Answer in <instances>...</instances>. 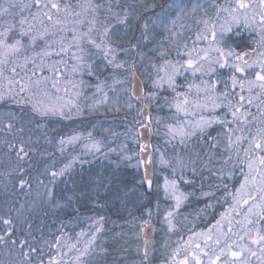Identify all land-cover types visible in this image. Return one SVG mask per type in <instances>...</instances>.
<instances>
[{
    "label": "trees",
    "instance_id": "1",
    "mask_svg": "<svg viewBox=\"0 0 264 264\" xmlns=\"http://www.w3.org/2000/svg\"><path fill=\"white\" fill-rule=\"evenodd\" d=\"M201 1L199 5L202 6L203 11L200 8L196 10L201 17L187 18L186 13L193 9L191 8L183 12V15L180 14L182 24H175L177 13H181L190 5L189 0L180 3V6L175 0H111L113 12L119 13V16L107 12L109 0H92V3L104 6L96 13L97 31L94 36L97 43L101 42L100 34L103 28L108 27L109 35L106 42L116 48V63H123L124 67L118 69L105 67L106 62L102 54L88 46L92 53L89 62L94 63L96 75H88L85 69L73 77L74 80H82L85 84L80 89V95L75 98V103L83 109V114L80 116L73 115L71 119L54 115L42 116L33 112L30 105L18 104L9 97L0 100V264H41V260L43 264H49V260L53 257L55 258L53 264H75L77 252L69 246L77 244L78 248H82L84 242L96 231V227H100L102 231L97 233L95 248L86 258L87 264H167L165 261H160L163 259V254L162 257H158L157 254L155 260L147 262L146 259L143 261V256L138 253L139 248L136 252L133 251L135 242L140 243L139 225L152 218L151 220H154L158 226L155 237L159 236L165 224L161 215L166 214L174 206L168 196L161 194L159 187L151 190L142 179L137 155L141 145L139 127L144 124V120L141 115L142 106L130 92L131 72L135 69L143 81L145 104L148 105L151 118V123L147 122L152 131L151 151L156 167L158 156L169 161L174 158L167 154H172L175 149L188 151L181 144L179 137L172 140L166 133L171 115L177 113L173 106L176 93H186L189 100H195L198 98L196 88L189 90L187 87L189 84L201 85L202 80L211 82V80L227 78L232 73L227 68L220 69L218 65H214L217 69L215 76L201 75L199 72L193 74L191 70L182 68L183 75L175 77L176 87L173 91L166 83L160 87L154 86L153 81L157 73L153 65H162L164 59L173 63L176 61L183 63L188 58L186 54L188 50L208 47L207 41L195 40L196 35L202 32L204 27L203 23L197 24L196 21L204 19L215 21L217 34L215 47L225 52L233 50L236 54L249 52L251 55L247 59L249 58L250 61L256 60L258 54L264 52L262 46L264 42L261 41V35L264 33H261L260 23L254 14L248 10L246 14L249 21L255 19V23L245 26L243 9L236 13L239 17V22L236 23L226 12L221 11L219 16L216 14L213 4L226 7L224 0ZM14 2L27 3L29 0H14ZM53 2L60 5V12L50 8ZM86 2L87 0H41L40 8L33 6L23 11V16L32 23V35L37 37L35 44L30 42L29 36L20 35L18 24L16 30L10 34L8 42L22 40L26 50L21 52V57L31 56L33 52L37 53L38 47H40L39 52L47 49L49 42L66 35L61 31L65 21L67 27L71 29L75 26L72 21L82 18L69 13L82 12L81 6ZM44 4H48L49 7L44 8ZM66 7L67 13L64 11ZM228 7L235 5L229 3ZM11 11L15 14L20 9L14 8ZM37 12H48L52 15V20L43 17L32 21V14ZM15 18L19 19V16ZM3 19H13V17ZM87 19H92L91 13L87 14ZM57 20L61 21L60 25H56ZM24 27L26 29L28 25ZM45 29L48 30L46 40L37 35ZM85 29L86 25L85 28H80L81 31ZM173 33H176L175 37ZM208 35L210 38L211 34ZM68 36L70 39V33ZM55 47L58 50V45ZM161 51L167 53L163 59L160 57ZM218 56L219 53L216 52L213 58ZM60 59V56L53 53L47 58V63L52 64ZM36 62L40 63V60L37 59ZM207 67L208 62L205 61V70ZM27 68L28 74L31 75L32 64L29 63ZM17 71L19 76L24 75L19 68ZM253 71L255 70L248 71L246 77L241 75L240 78H254ZM4 75L10 77L11 73L6 69ZM36 75L46 76L50 73L44 69ZM19 76L16 79H19ZM114 79L120 83L113 84ZM101 81L103 92H97L95 85ZM7 87V80L0 78V91L6 92ZM229 88L231 89L230 84ZM52 91L55 95V91ZM223 91L224 85L219 83L217 93ZM258 91H254L252 95L256 96ZM151 92L156 95L149 100L147 94ZM235 92H240L239 87ZM243 94L245 96L243 111L248 113L246 119L249 124H241L237 121L236 124L230 123L228 127L243 129V133L247 135L249 128L255 132L256 127L264 121V113L261 112V108H264L262 103L264 96L254 99L252 105L248 107L249 94L246 90ZM59 95L65 99L68 96L72 98L71 93L66 94L63 91ZM199 95L203 96V93ZM236 100L238 97L233 98L234 104ZM227 111V108L221 107L214 112L197 110L189 111L188 115L177 113L179 117L176 120L195 121L201 115H215L231 121V115L225 117ZM154 116L158 119L152 118ZM254 116L255 121L252 119ZM177 123L174 122L172 125ZM73 135H78L79 139L73 143L63 145L60 143L61 138L67 140ZM235 135H241V132L236 131ZM209 136L214 140H209ZM185 142L194 148L197 147L198 156H204L199 157L195 164L201 166L202 162L206 161V163L201 167V171L181 174L184 178L187 177V182L183 177V183L179 181L182 185L185 205L175 209L178 215L183 216L178 225L187 232L186 237L190 238L186 241V245H194L195 248L196 245L204 242L203 237L197 234L212 229L213 239L210 244L204 245L205 250L203 249L211 252L217 236L221 232L228 233L229 222L226 219L221 220V214L232 205L233 201L226 193H235L244 179L241 167L244 168V172L248 169L246 164L239 165L235 149L231 152L226 149L227 133L223 125L213 124L205 130L203 136L197 132ZM213 142L217 147H212ZM247 146V141L241 142L240 158H244L243 149ZM21 147L23 151H20ZM208 155L213 157L210 163L207 160ZM228 156H232V159L225 164V158ZM74 157L76 159H73ZM69 162L71 167L62 175L53 178L52 173H59ZM168 165L167 172L170 171L172 162ZM159 169L161 172L162 168ZM221 169L224 172L223 178L220 175ZM172 171L173 169L169 174ZM157 181L154 176L152 182L159 184L160 182ZM223 184H227L228 188L224 189ZM203 192H209L211 196H204ZM154 210L155 214H152ZM246 211L245 206L241 212ZM101 216L104 217L102 224L93 226V221ZM242 218V215L233 214L232 227L235 234L222 237V246L238 240L239 235L243 234L240 225L235 223ZM4 220H9L11 223L5 225ZM218 220L221 221L220 227H213ZM188 225L190 226L187 229ZM81 232L84 235L78 237ZM189 234L192 237L188 236ZM57 237H60L58 247ZM21 241L25 243L22 244ZM244 243L248 244L247 239ZM180 244L183 245V242L180 241ZM250 247L257 255L250 256L245 253L246 264H261L264 253L260 252L257 245ZM189 248L191 247H187L186 250ZM33 249L35 252L32 251ZM195 250L192 249V252L207 264L208 257ZM192 252H188L189 256H192ZM190 259L193 260L191 264H196L195 258ZM224 260H232V258L222 257L221 264ZM236 264L241 262L237 260Z\"/></svg>",
    "mask_w": 264,
    "mask_h": 264
},
{
    "label": "snow or ice",
    "instance_id": "2",
    "mask_svg": "<svg viewBox=\"0 0 264 264\" xmlns=\"http://www.w3.org/2000/svg\"><path fill=\"white\" fill-rule=\"evenodd\" d=\"M41 7V0H29L27 3H17L14 0H0V78L7 80L8 87L7 91H0V100H4L6 97L13 99L18 104H27L31 106L33 112H36L42 116L54 115L60 116L64 119H71L73 115L80 116L83 114V109L75 103V98L80 95V89H82L85 84L84 81L74 80L73 77L77 73H82L85 69L88 72V75L95 76V66L93 62H89V57L92 55L91 48H94L97 53H101L103 60L106 62L105 67L111 66L114 69L124 67L123 63H116L114 48L110 43L106 42V38L109 35V28L104 27L103 32L100 34V43H97V40L94 36V33L97 31V11L104 7L100 4L92 3V0H87V2L82 5V12L69 13L70 15L76 17H82L75 19L72 23L75 25L71 29L67 27V21L64 22V26L61 28L66 35L61 36L58 40H54L48 43L47 49H42L41 52H33L31 56L24 55L21 57V52L25 51V45L22 43V40L16 39L12 43L8 42L10 34L16 30L17 24L19 25L20 35L29 36L30 42L34 45L36 41V36L32 35V23L28 20L27 17L23 16V11L25 9H30L31 7ZM118 6V5H117ZM259 7V23L260 31L264 33V0H258V5H253L246 3L245 0H235V7H221L213 4V7L216 8V14L219 16L220 12H226L229 14L233 22L238 23L239 17L236 13L243 9L245 12L244 20L245 26H248L249 23H255V19L249 21L247 12L249 9L254 7ZM44 8H48V4L43 5ZM20 9L18 13H13L11 9ZM50 8L56 12H60L61 8L58 3H51ZM197 8H200L203 11L201 5H194L192 11L195 12ZM67 13V7L64 9ZM126 11V9H125ZM107 12L119 16V13L113 12V5L111 0H109L107 6ZM91 13L92 19H87V14ZM15 16H19V19H16ZM4 17H13V19L5 20ZM46 17L47 20H52V15L48 12H37L32 14V21L37 20L38 18ZM126 19V17H125ZM122 22V21H121ZM56 25H60L61 21L57 20ZM197 24L203 23L204 27L202 32H199L195 40L196 41H207L209 47L204 48H193L188 50L186 53L188 59L184 60L183 63L176 61L173 63L171 60L164 59L163 64L160 66L153 65L156 68V79L153 81L154 86L160 87L165 83L175 91V77L177 75H183L181 71L182 68L191 70L193 74L199 72L201 75L211 74L215 76L217 74V69L214 65H218L220 69H229L231 70V76L227 78H222L218 80H202L201 85L189 84L187 87L191 90L193 87L196 88L198 98L195 100H189L186 93L177 92L175 95L174 107L177 113H184L185 115L189 114V111L195 112L197 110L203 111H212L215 109L225 107L228 111L225 113V117L231 115L232 120L228 121L226 118L221 119L215 115L204 116L201 115L198 120L183 121L178 122L175 125H167L168 135L172 140H175L179 137L181 144L189 137L194 136L197 132L204 135L205 130L213 124H220L225 127L227 133V145L226 149L232 151L235 149L237 161L239 165H247V172H244V168L241 167V174L244 179L241 182L240 186L236 188L235 193L227 192L226 194L231 196L232 205L224 213L221 214V220L228 219L229 229L228 233L221 232L214 242V248L211 252L203 251L200 249V245H196V248L200 250L203 256L208 257L207 264H221V258L225 256H230L232 260H224L223 264H236V261L239 260L241 264H246L244 259V254L248 253L250 256H256L257 253L251 250L250 245L259 246L260 252L264 253V121H262L259 126L256 127L255 132L249 128L247 135L243 133V129L230 128L228 125L236 124L239 121L241 124H249V121L246 119L248 113L243 111L245 108V96L244 91L246 90L249 94L247 100V106L250 107L254 99H257L261 96H264V52L258 54L256 60H249L246 57L251 55L249 52H241L236 54L233 50L225 52L223 49L218 47H213L217 43L216 39V25L215 21H209V19H204L203 21L197 20ZM25 25L28 27L25 29ZM86 29L81 31L80 28ZM78 26V27H77ZM145 27H147L145 25ZM227 31L228 29H224ZM70 33V39L68 34ZM211 34V39L209 35ZM48 30L45 29L42 32H38L37 35L41 39H47ZM55 35V33H53ZM173 37L176 36V33L172 34ZM261 41L264 42V34L261 35ZM58 45V50L55 47ZM264 46V44H262ZM134 47V46H133ZM187 47V45H185ZM204 55H200V53ZM210 52H217L219 56L213 58L209 55ZM255 52V49H253ZM55 53V55L60 56L61 59L54 61L52 64L47 63V58ZM195 53V58L193 54ZM167 55L166 52L161 51L160 57L163 59ZM67 57V59H64ZM37 59L40 60V63L37 64ZM208 62V67L205 70L204 62ZM71 62V67L69 63ZM31 63V75L28 74L27 65ZM10 66V67H9ZM131 67V66H129ZM20 69L24 72V75L19 76L17 69ZM61 68L63 70H61ZM8 70L11 73V76H5V70ZM44 69H47L50 73L48 76H37V72H41ZM103 70V69H101ZM255 70V76L252 79H241L240 76H247L248 71ZM19 76V79L16 77ZM99 79V77H97ZM120 81L113 80V84H118ZM223 83L224 91L217 93V85ZM231 85V89L229 88ZM18 85V90H17ZM239 87L240 92H235V89ZM97 92H103V82L95 85ZM55 91V95L53 91ZM256 90V96H253L252 93ZM63 91L64 93H71L69 99H65L59 93ZM203 93V96L199 94ZM155 93L151 92L147 94L149 100L155 97ZM183 97V99H181ZM232 97V98H230ZM238 97L236 103H233V98ZM105 95V99H106ZM264 103V102H262ZM131 107V105H129ZM145 108L148 105L144 106ZM261 112L264 113V108H261ZM141 115H143V109H141ZM255 121L256 117H252ZM149 123H151V118L148 117ZM11 127V126H9ZM142 127H147V125H142ZM236 131H240L241 135H235ZM90 136V134H89ZM235 136V139L233 137ZM79 139L78 135H73L67 140L61 138L60 143L63 145L65 143H73ZM209 140H214L213 137H208ZM242 141H247L248 146L243 149L244 158L239 157L240 153V144ZM212 147H217V144L213 142ZM148 145L141 144L140 151L145 153L147 151ZM20 151H23L21 147ZM73 159H76L75 157ZM232 159V156L225 158V164ZM140 165L144 166L146 169L151 164V156L147 161L141 159ZM161 163L165 161L161 160ZM177 164L184 169L186 165L182 160H177ZM71 167V162L65 165L64 169H61L59 173L53 172L52 176L55 178L57 175H62L64 171ZM195 171V169H193ZM175 172V168L173 169ZM220 175L223 178L224 172L223 169L220 171ZM230 178V177H229ZM146 183L151 187L152 181L148 179V173L145 172L144 177ZM182 179V177H181ZM23 183V181H21ZM224 189L228 188L227 184H223ZM171 189V195L175 200V206L178 208L180 206L181 200L184 197L183 193H177V183L175 180L169 181L167 178L164 181V190L166 193ZM204 196H211L209 192H203ZM247 207L246 212H241L244 207ZM211 207V205H208ZM150 214V213H149ZM235 215H242L241 220L235 221V223L240 225V230L243 233L239 235L238 240H234L231 243H228L226 246H222V237L228 236L233 233V221L232 217ZM172 216V212L169 211L165 215V220L167 221L169 227H172V222L169 217ZM104 217H99L97 220L93 221V226L96 224H102ZM5 225H9L11 221L4 220ZM148 221H143L141 229L148 225ZM221 221H217L216 225L213 227L219 228ZM102 229L96 227V231L92 233L90 239L84 242L82 248H78L77 244H71L69 247L75 249L77 255L75 257V264H87L86 258L95 248V241L97 239V233H100ZM212 229H209L207 233H198L197 235L205 237V245L207 246L212 241L211 236ZM84 233L81 232L79 236H83ZM57 247L59 246L60 237H57ZM247 239L248 244H245L244 241ZM21 243H25L21 241ZM147 243V242H146ZM233 248H238V251H233ZM35 252V249L32 250ZM103 251V249L101 250ZM27 255V253H25ZM145 258H147V251L144 253ZM196 264H204V261L200 256H195ZM55 258L49 260V264H53ZM41 264L43 261L41 260ZM175 264V262H173ZM180 264H188L187 257L185 260L181 261ZM261 264H264V256L261 257Z\"/></svg>",
    "mask_w": 264,
    "mask_h": 264
},
{
    "label": "rangeland",
    "instance_id": "3",
    "mask_svg": "<svg viewBox=\"0 0 264 264\" xmlns=\"http://www.w3.org/2000/svg\"><path fill=\"white\" fill-rule=\"evenodd\" d=\"M185 1L186 0H175V2L177 3L178 6H180V3H184ZM199 1L202 2L201 0H189L188 3L190 5L188 7H185L181 13H177L175 24L181 23V19L179 18L180 14L183 15L182 14L183 12L193 8L194 5H199ZM224 2H225L226 7H228L229 3L232 5H235V0H224ZM245 2L249 3V4H253V5H258V0H245ZM170 6H171V3L168 5V7L170 8ZM249 12L254 14L255 18H257L259 21V7L258 6L249 9ZM193 16H195L197 18L201 17L199 12H196V11L193 12L192 10H189L186 13L187 18H190ZM209 39H211V37ZM208 47H209V45H208ZM208 47H205V49ZM213 47H215V45H213ZM225 50H227V49H225ZM39 51H40V47H38L37 53H39ZM215 53L216 52H210L209 55L211 57H213ZM200 55L202 56L204 54L200 53ZM186 59H188V58H186ZM37 64H39V62H37ZM253 73L255 74V71H253ZM46 76H48V75H46ZM69 98H70V96H68L66 99H69ZM181 114L185 115L184 113H181ZM177 115L178 114L176 112L171 115L170 125H172L174 122H183L184 121V120H176L179 117V115L178 116ZM148 117H149V114H148ZM148 117L146 118V122H144V124H146V125L148 124L147 123ZM152 118L156 119L157 117L154 116ZM150 130H151V128H150ZM166 133H168V131ZM183 145L188 149L189 152L188 151L182 152V150L179 148L175 149V151H173L172 154L171 153L167 154L168 156L170 155L172 158H174V160H169V161L164 157L158 156V158L156 159V165H157L156 167H155V164L153 161V156H152V151H151V160L153 161L154 174H156L154 176L156 177V179H158L157 182H160V183L155 184L152 182L151 187H149L148 184L146 183V181H144V180L143 181L146 183V186H148V188H150L151 190H152V188L159 187L161 194L163 196H168V199H170L169 201L172 202L174 208L172 209V207H171L169 210L172 212V216L169 217V219L172 222V227L170 228L167 221L165 220L166 214H162L161 216H162V219L165 220V224H164L163 231L161 230V232L159 233V236H157V237H155V234L157 233L158 226L154 223L155 229H154V233H153L152 237L150 238V249H149V252L147 253V258H145V256L143 255L144 254V251H143L144 241H143V238L141 236V233L143 230L141 229L142 224L139 225L138 236H139L140 243L138 244V241L135 242V250H133V251L136 252L137 249L139 248L138 253H140V255L143 256V261H144V259H146L147 262L153 261L156 259L157 254H158V257H162V254H163L164 255L163 259H161L160 261H162V262L165 261V262H167V264H173V262H175V264H180V262L185 260L186 257L188 259V264H191V262L193 260H191L190 258L191 257L194 258V255L197 256L194 252H192V249H196L195 250L196 252H200V250L195 248L194 245L193 246H187L186 245L187 244L186 241L190 240V238L186 237L187 232H184V230L181 229V226L178 225V224H180V220L183 219L182 218L183 216L178 215V213L175 211V209H177V207L175 206V200L173 199V197L171 195V189H169L168 193H166L164 190V181L167 178L169 181L175 180L177 183V193H182V190H181L182 185L180 184L179 181H181L183 183V181L185 179V181L187 182V177L184 178L183 176H181V174L186 173V172H187V174H190V173L194 172L193 169H195V171H201V167H203V165L206 163V161L202 162L201 166L198 164H195L199 160V157L201 158L203 155H201V156L197 155V150H198L197 147L194 148L193 146H190L186 142H184ZM150 146H151V148H153L151 143H150ZM178 159L182 160L184 162V164L186 165V167L184 169H181V167L177 164ZM161 160L165 161V163H161ZM207 160L210 163V161L213 160V157L208 155ZM170 161L172 162V166H171L172 169L175 168V172L172 171L169 174V172L172 169L170 167V171L167 172L166 168L169 166L168 164L171 163ZM139 162H140V159H139ZM139 166H140V168H142V165H140V163H139ZM191 166H193V167H191ZM159 168H162L161 172L159 171L160 170ZM141 175H142V179H143L142 172H141ZM181 177H183L184 179L183 178L181 179ZM150 180L153 181V178ZM184 201H185V199L182 198L180 206L178 208H181L182 206L184 207V205H185ZM153 213L155 214V210L152 211V214ZM150 219H152V218H150ZM150 219H148L146 221H149ZM153 219H154V215H153ZM226 220H228V219H226ZM189 226L190 225H188L187 229L189 228ZM135 228H136V226H135ZM207 232H208V230L204 231V232L201 231V233H207ZM188 236L192 237L191 234H189ZM154 237H155V239H154ZM160 237H161V239H159ZM201 237H203L204 242L199 244V245H200V249H204L205 237L204 236H201ZM180 241L183 242V245L180 244ZM192 241H193V239H192ZM187 247H191V248L186 250ZM188 252H192V254H191L192 256H189ZM164 257H166V259H164Z\"/></svg>",
    "mask_w": 264,
    "mask_h": 264
},
{
    "label": "water",
    "instance_id": "4",
    "mask_svg": "<svg viewBox=\"0 0 264 264\" xmlns=\"http://www.w3.org/2000/svg\"><path fill=\"white\" fill-rule=\"evenodd\" d=\"M131 94L133 97L136 98V100L142 105L143 109V119L146 120L148 115V108H145V101H144V95H143V84L141 81V78L138 76L137 72L135 70H132V76H131ZM139 138L142 144L148 145L147 151L145 153H139V158L147 161L150 156V148H149V142L151 140V131L149 127H140L139 129ZM148 173V179H152L153 177V166L152 162L147 167V169L143 166L142 173L143 178L145 177V172ZM145 180V179H144ZM154 230V224L153 221L150 220L148 225L143 228V231L141 233V236L144 241V252L148 251L149 249V240L153 235ZM147 242V243H146Z\"/></svg>",
    "mask_w": 264,
    "mask_h": 264
}]
</instances>
